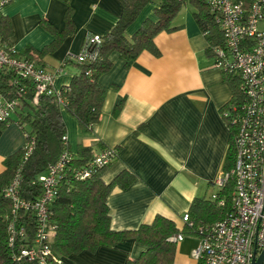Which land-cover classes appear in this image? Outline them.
Masks as SVG:
<instances>
[{
	"label": "crops",
	"instance_id": "1",
	"mask_svg": "<svg viewBox=\"0 0 264 264\" xmlns=\"http://www.w3.org/2000/svg\"><path fill=\"white\" fill-rule=\"evenodd\" d=\"M155 3L148 4L128 27L129 36L143 20L155 19ZM69 9L72 33L63 37L40 63L35 61L55 73V91L68 85L78 70L73 61L66 59L77 56L87 35L104 36L112 29L121 14L120 2L12 0L0 15L12 28L9 45L24 56L25 47L41 50L53 41L48 26L62 31ZM172 25L175 29L154 37L158 55L142 51L126 63L119 53L111 54L112 68L98 79L106 96L91 132L82 133L76 118L62 110L72 153L79 145L89 146L93 153L116 148L117 158L105 168L101 179L109 183L122 171L134 176L129 186L114 185L108 193L113 230L135 229L157 215L182 228V215L191 202L218 191L215 182L223 172L231 143L221 108L232 98V86L206 52L207 42L192 10L182 9ZM24 143V132L14 121L5 128L0 126V173L5 168L4 159ZM197 243L196 236H184L177 244L174 264H196L191 251ZM143 250V245L126 239L66 260L70 264H125Z\"/></svg>",
	"mask_w": 264,
	"mask_h": 264
},
{
	"label": "trees",
	"instance_id": "2",
	"mask_svg": "<svg viewBox=\"0 0 264 264\" xmlns=\"http://www.w3.org/2000/svg\"><path fill=\"white\" fill-rule=\"evenodd\" d=\"M118 1L121 4L120 17L112 29L101 36V42L91 45L81 60L76 58L74 60L71 57L66 59L73 61L78 70L69 84L57 91L61 101L54 95L43 93L35 102L33 80L22 78L11 69L0 70V95L16 103L12 115L8 120L0 122V126L5 128L8 122L14 121L25 136L24 145L4 159L5 168L0 173V264H35L20 254L24 246L33 244L35 216L31 211L17 212L16 219L20 226H24L26 232L23 236L16 237L10 245L7 225L12 206L5 198L3 189L14 175L19 173L21 196L26 199L40 196L39 175L45 173L47 167L56 162L63 150L70 151L67 141L63 140L66 136V125L62 110L76 118L82 133L92 131L99 121L106 96V89L100 85L98 79L112 68L110 56L113 52L119 53L126 63L136 59L142 51L158 55L154 37L159 32L175 29L172 21L186 7L192 10L194 20L204 34L208 55L213 56L214 47L223 46V37L207 0H156L155 19L143 20L131 36L127 34L128 27L137 20L143 9L155 0ZM48 29L54 35L53 41L41 50L31 46L25 47L23 57L40 63L41 58L54 50L63 37L72 33L74 25L71 10L69 9L66 14L62 31H56L50 26ZM11 34L9 21L0 18V45H9ZM85 44L83 42L80 51H83ZM224 74L232 86L233 96L221 108L223 113L234 107L238 109L244 102L239 77L236 74L226 72ZM223 117L227 120L231 133L230 148L223 168V171H229L235 158L234 129L230 116ZM31 142L33 148L25 157V147ZM93 154L91 148L84 145H79L76 153L71 152L69 169L60 182L58 194L49 206L48 223L54 226L50 239L51 255L54 259L52 264H70L66 258L71 255L82 251L94 252L101 246L112 247L126 239L143 245L144 250L137 257L128 259L125 264H174L179 241L171 240L172 237L178 234L198 237L201 228L219 222L230 209L233 191L231 180L222 189H217L216 199L210 196L195 198L191 202L186 213L192 226L184 224L182 228H178L172 220L157 215L152 222L141 224L135 229L113 230L110 227V213L106 202L108 193L114 185L129 186L134 176L122 171L111 182L105 183L101 179V174L107 166L90 167ZM76 170H87L90 175L84 179L77 178L74 176ZM220 199H224L223 205L219 204ZM196 264L201 262L196 261Z\"/></svg>",
	"mask_w": 264,
	"mask_h": 264
},
{
	"label": "built area",
	"instance_id": "3",
	"mask_svg": "<svg viewBox=\"0 0 264 264\" xmlns=\"http://www.w3.org/2000/svg\"><path fill=\"white\" fill-rule=\"evenodd\" d=\"M12 0H0L2 9ZM223 37V46L214 47V65L222 71L236 74L244 95L243 104L234 107L225 116H230L234 128L233 144L235 158L229 171H223L216 179L217 189H222L230 180L233 182L230 209L224 218L212 226L201 228L198 243L191 256L201 264H251L264 250V0H207ZM85 47L76 59L81 60L91 45L99 44L101 36L89 34ZM83 46V45H82ZM11 69L22 78L33 80L34 101L40 94L56 96L53 88L55 73L45 70L34 61L20 56L12 45H0V70ZM60 70V69H59ZM14 100L0 95V122L12 115ZM66 142V136L63 137ZM25 157L33 148L26 145ZM117 157L115 148L107 147L94 153L90 167H104ZM71 160V152L63 150L55 163L39 175L41 194L35 199H26L20 193V175L16 173L3 189L4 196L11 202V216L8 217V241L12 245L16 237L26 232L20 226L16 214L31 211L36 220L33 244L24 246L20 254L35 264H52L50 239L54 226L49 221V206L59 192L60 182ZM87 170H76L74 176L84 179ZM217 198V193L211 196ZM224 199L219 204H224ZM182 222L192 226L188 213L182 215ZM178 234L171 240L181 241ZM264 264V263H262Z\"/></svg>",
	"mask_w": 264,
	"mask_h": 264
},
{
	"label": "water",
	"instance_id": "4",
	"mask_svg": "<svg viewBox=\"0 0 264 264\" xmlns=\"http://www.w3.org/2000/svg\"><path fill=\"white\" fill-rule=\"evenodd\" d=\"M264 263V250L261 251V253L256 257L255 253L252 258L251 264H262Z\"/></svg>",
	"mask_w": 264,
	"mask_h": 264
},
{
	"label": "rangeland",
	"instance_id": "5",
	"mask_svg": "<svg viewBox=\"0 0 264 264\" xmlns=\"http://www.w3.org/2000/svg\"><path fill=\"white\" fill-rule=\"evenodd\" d=\"M25 129H26V130H28V127H27V126H25Z\"/></svg>",
	"mask_w": 264,
	"mask_h": 264
}]
</instances>
